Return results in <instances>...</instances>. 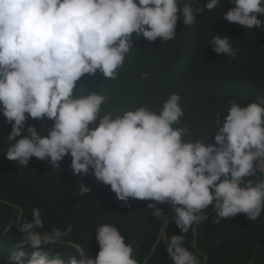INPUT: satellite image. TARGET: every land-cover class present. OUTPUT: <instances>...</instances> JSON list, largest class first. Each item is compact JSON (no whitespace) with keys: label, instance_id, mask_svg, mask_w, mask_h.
Instances as JSON below:
<instances>
[{"label":"clouds","instance_id":"obj_1","mask_svg":"<svg viewBox=\"0 0 264 264\" xmlns=\"http://www.w3.org/2000/svg\"><path fill=\"white\" fill-rule=\"evenodd\" d=\"M0 0V115L10 125L6 159L27 167L32 158L61 169L71 158L74 176H92L110 186L118 201L148 203L151 215L161 217L158 204L171 206V219L181 235L170 239L166 251L172 264H202L185 247L194 224L213 223L245 214L257 221L264 212V97L241 106L229 102L217 113L212 135L190 138L182 126L181 96L173 93L156 104L108 108L109 94L101 84L121 78L125 60L142 38L170 42L178 21L196 22L204 11L221 8L220 0ZM223 19L244 29L264 30V0H229ZM214 53L236 58L239 52L227 35L210 41ZM101 75L95 91L82 78ZM223 117V119H222ZM41 122L39 131L35 124ZM51 121V126L47 125ZM46 133V134H45ZM187 137V138H186ZM212 140L210 143L209 141ZM259 174V176H258ZM79 194L91 189L83 182ZM31 222L18 228L23 234L8 256L9 264H66L59 252L50 255L42 245H59L72 232L44 228L41 210H31ZM168 220L165 221L166 228ZM13 225L8 224L7 234ZM99 251L95 258L80 244L67 264H139L134 248L114 224L95 230ZM31 246L26 254L22 249ZM195 241L191 247L195 248ZM253 255L248 264H256Z\"/></svg>","mask_w":264,"mask_h":264},{"label":"trees","instance_id":"obj_2","mask_svg":"<svg viewBox=\"0 0 264 264\" xmlns=\"http://www.w3.org/2000/svg\"><path fill=\"white\" fill-rule=\"evenodd\" d=\"M184 2L181 0V6ZM206 2L200 0L201 4L192 6ZM228 2L220 0L221 8L200 13L197 23L191 26L178 21L173 41L137 40L135 50L126 57L120 79L101 84L103 77L98 74L84 77L82 82L89 91L98 90L101 84V90L110 96L108 108L127 110L147 103L155 109L170 94H179L185 111L182 126H189L190 138L211 136L217 113L226 112L229 102L245 106L258 96L264 97V30L244 29L224 20L223 14L233 7ZM258 18L264 20V16ZM217 34L227 35L232 46L239 49L234 60L212 51L210 41ZM46 123L51 126L52 122ZM27 124H35L39 131L41 122L29 119ZM10 130L0 115V264H9L8 256L18 250L15 245L23 236L18 228L31 222L34 207L41 210V232L53 228L64 231L72 225V232L62 244L42 245L50 255L59 252L66 264L69 257L76 255L74 243L95 258L99 251L95 230L105 223L118 227L125 242L133 246L139 264H172L164 233L170 239L181 232L171 219L174 213L170 205H157L162 210L159 218L147 208L154 201L130 199L126 206L115 198L110 186L92 176H74L70 156L62 161L61 169L36 158L27 167L9 161L6 138ZM80 182L91 189L89 194H79ZM206 214L209 219L193 225L195 232L186 234L184 245L198 255L202 264H248L253 255L257 257L256 264H264V212L257 221L238 214L221 219L219 224L213 223L215 213L211 207ZM10 223L13 227L4 234ZM193 241L195 248L191 247ZM22 250L26 254L34 251L29 245Z\"/></svg>","mask_w":264,"mask_h":264}]
</instances>
